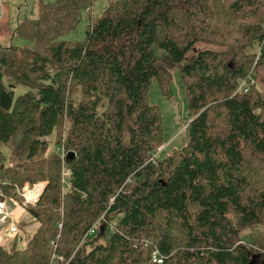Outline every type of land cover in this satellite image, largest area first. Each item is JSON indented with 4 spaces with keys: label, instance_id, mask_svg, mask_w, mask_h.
Wrapping results in <instances>:
<instances>
[{
    "label": "trees",
    "instance_id": "16d2710c",
    "mask_svg": "<svg viewBox=\"0 0 264 264\" xmlns=\"http://www.w3.org/2000/svg\"><path fill=\"white\" fill-rule=\"evenodd\" d=\"M106 1L94 18L97 0H39L16 30L30 45L0 48V189L22 203L18 188L47 181L26 208L37 232L0 247V264H155V251L161 264H264V239L241 235L264 227V0ZM83 18L84 40H64ZM174 71L192 119L158 159L149 93L157 81L170 98Z\"/></svg>",
    "mask_w": 264,
    "mask_h": 264
},
{
    "label": "rangeland",
    "instance_id": "374dc122",
    "mask_svg": "<svg viewBox=\"0 0 264 264\" xmlns=\"http://www.w3.org/2000/svg\"><path fill=\"white\" fill-rule=\"evenodd\" d=\"M45 2H55L56 0H44ZM107 1L106 0H97L93 10V17L98 18L102 15ZM36 5V6H35ZM26 14L22 16L25 19H36L39 15V0H33L31 2L29 9L25 10ZM88 25V19H81L80 23L74 31L67 34L64 37V40L71 42L83 41L85 38V32ZM17 46L23 47L25 45H30L27 41L21 39L16 42ZM203 46H208L206 44H201ZM210 47V46H208ZM259 58L256 59V63ZM255 63V65H256ZM254 65V67H255ZM257 76V87L264 94V65H260L256 68ZM173 81L171 84L172 96L168 98L161 90L159 83L153 81V84L150 89L149 98L150 102L154 105H158L163 118V134H164V145L160 147L156 153L158 159L165 158L170 152L181 149L187 141V127L192 119V116L189 111L188 100L186 92L184 89L183 81L179 71L173 72ZM27 90L24 87H18L16 89V94L20 95L25 93ZM51 141L49 151L50 153L56 152L61 155L60 150H58V145L56 144L55 139H47ZM53 140V141H52ZM2 152L6 157L10 156V150L8 147H3ZM48 154V153H47ZM46 180H41L42 182ZM37 182V183H38ZM31 184V183H30ZM20 188L17 189V193ZM19 195V194H18ZM34 207V206H31ZM245 237L257 238L261 240L264 239V227L258 228L256 231H244L242 234ZM93 239H96V234L92 236ZM244 240V239H243ZM244 242V241H243Z\"/></svg>",
    "mask_w": 264,
    "mask_h": 264
},
{
    "label": "crops",
    "instance_id": "0c3cea01",
    "mask_svg": "<svg viewBox=\"0 0 264 264\" xmlns=\"http://www.w3.org/2000/svg\"><path fill=\"white\" fill-rule=\"evenodd\" d=\"M31 2L33 0H0V48L15 45L21 40L16 36V30L19 22L25 20L22 16L23 14L25 16V10L29 9ZM0 197L8 202L12 200L3 194L1 189ZM20 203L19 201H17V205L13 202L10 203L13 217L9 222L18 224V235L10 240L7 236L8 224H0V247L8 250L13 247L17 250L26 249L28 242L39 228L36 219L26 209H23Z\"/></svg>",
    "mask_w": 264,
    "mask_h": 264
},
{
    "label": "built area",
    "instance_id": "2783aa9c",
    "mask_svg": "<svg viewBox=\"0 0 264 264\" xmlns=\"http://www.w3.org/2000/svg\"><path fill=\"white\" fill-rule=\"evenodd\" d=\"M255 84V80L251 77H249L246 80L241 81L240 86L237 90V92H247L251 86ZM63 152V151H62ZM62 157H64V154ZM71 178V172L70 170L63 167L62 171V181L65 187V190L69 189V180ZM47 185V181H42L34 184L25 183L19 190L18 194L22 198L21 206L23 209H26L28 206H36V204L39 202L40 197L42 196L45 187ZM13 202L17 205V200H10L9 202L0 197V224L6 225L8 224V230H7V236L10 240H13L19 233L18 224L15 222H9L11 218L13 217V210L10 206V203ZM99 221L94 225L85 238L92 237L97 233ZM54 258H57L59 261H64L63 257H59L57 255H54ZM153 263L161 264L163 261L162 256L159 254L158 251H155L152 256Z\"/></svg>",
    "mask_w": 264,
    "mask_h": 264
},
{
    "label": "water",
    "instance_id": "95a60500",
    "mask_svg": "<svg viewBox=\"0 0 264 264\" xmlns=\"http://www.w3.org/2000/svg\"><path fill=\"white\" fill-rule=\"evenodd\" d=\"M103 230H104V228H103V227H101V228H100V231H101V232H103Z\"/></svg>",
    "mask_w": 264,
    "mask_h": 264
},
{
    "label": "bare ground",
    "instance_id": "6f19581e",
    "mask_svg": "<svg viewBox=\"0 0 264 264\" xmlns=\"http://www.w3.org/2000/svg\"><path fill=\"white\" fill-rule=\"evenodd\" d=\"M156 264V263H155Z\"/></svg>",
    "mask_w": 264,
    "mask_h": 264
}]
</instances>
